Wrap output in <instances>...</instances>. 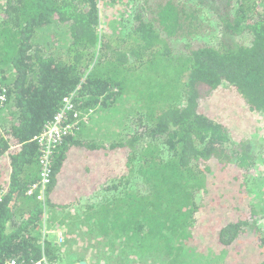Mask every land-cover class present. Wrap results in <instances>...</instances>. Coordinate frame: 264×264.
<instances>
[{"label": "trees", "instance_id": "trees-1", "mask_svg": "<svg viewBox=\"0 0 264 264\" xmlns=\"http://www.w3.org/2000/svg\"><path fill=\"white\" fill-rule=\"evenodd\" d=\"M0 75L14 108L0 129V264H264V190L235 139L264 118V0H0ZM69 96L77 117L39 200L33 139ZM115 107L120 130L86 139L91 115ZM102 185L101 204L80 203ZM77 242L94 244L77 257Z\"/></svg>", "mask_w": 264, "mask_h": 264}, {"label": "rangeland", "instance_id": "rangeland-1", "mask_svg": "<svg viewBox=\"0 0 264 264\" xmlns=\"http://www.w3.org/2000/svg\"><path fill=\"white\" fill-rule=\"evenodd\" d=\"M45 35L46 37H48L49 35H51V31L48 29ZM48 42H50L48 38L47 39L44 38L41 41H39V44L47 50L48 46L46 45V43ZM9 109L11 110L12 107H9ZM133 109H134V106L132 104H129V109L126 112H129L132 114ZM122 112L123 111L121 107H118V108L115 107L114 110H108V111H102L100 110V108L97 109V113L91 115L90 120L87 122L86 126L83 128L82 130L83 135L85 136L86 139L90 138L93 140L102 139L106 137V134L115 135L116 130H120V122H122V119L124 116V114H121ZM132 115L134 118L135 114H132ZM134 120L133 121L136 124L137 117L134 118ZM238 131L240 132L241 136L235 135V139L236 137L238 138L242 137L241 140H244L247 142L249 141V144L251 146V154L255 162V167L253 166L254 168H252V173H250V176H249L250 182L254 180L256 182L255 183L256 187L264 190V118L261 115H256L255 121L252 127L248 126L245 129H239ZM235 139H233V141ZM135 182L136 181H134V183ZM251 186L252 184L250 185V187ZM104 188H106L105 185L104 186L102 185L101 187H99L93 195H91L88 198L87 197L84 198L81 204L82 205L101 204L107 195ZM254 201L257 204L264 203V191L262 192V194L261 192H259V195L257 196V198L254 199ZM263 215L264 214H262L261 216ZM257 225H260V227L262 226L261 227L262 232L264 233V219L259 220V223L257 222ZM49 233L56 238V242L60 241L59 239L60 237L57 235V232H54V229ZM90 243L94 244L93 242H77L74 245L73 248L75 249V254H77V257H83L85 253L89 249H91L89 245ZM143 257L146 259L148 264H151V263L152 264H169L167 262H164L162 259H156L152 257L148 253H145ZM133 259L141 261L137 259L135 255L133 256ZM211 260H216V259L215 258L210 259L208 257L207 259L202 260L199 257H196V259L192 257V258H185L183 260V264H216L217 260L216 261H211ZM67 262L71 264L69 261Z\"/></svg>", "mask_w": 264, "mask_h": 264}, {"label": "built area", "instance_id": "built-area-1", "mask_svg": "<svg viewBox=\"0 0 264 264\" xmlns=\"http://www.w3.org/2000/svg\"><path fill=\"white\" fill-rule=\"evenodd\" d=\"M2 75H0L1 80ZM7 103V98L5 95V88L3 87L2 83L0 82V111L5 108ZM69 113L72 114L73 118L77 117V114L73 111L72 108V96L66 97L63 99V107L61 111L56 114L53 121L44 126L41 133L34 137V141L37 143L40 149V164H41V171H40V179L33 185L32 189L28 191V194L32 193V190H39L40 196L38 197L39 200H43V189L46 187L48 182V162L49 157L51 154V150L58 145L63 136L71 133V125L67 122V117ZM90 197V196H89ZM88 198V197H87ZM57 235L60 237V241H62V233L60 230H55ZM6 264H18L17 262L11 260L8 261ZM36 264H49L45 258L40 259L37 261Z\"/></svg>", "mask_w": 264, "mask_h": 264}, {"label": "crops", "instance_id": "crops-1", "mask_svg": "<svg viewBox=\"0 0 264 264\" xmlns=\"http://www.w3.org/2000/svg\"><path fill=\"white\" fill-rule=\"evenodd\" d=\"M10 106H11V104L5 110L0 111V129L7 127L8 122L5 119V116L8 115L10 112H14V108L13 107H12L11 110L9 109ZM83 199L84 198H82L80 200V203H82ZM48 237H49V238H47L48 240H50L52 242H56V238L53 235L49 234Z\"/></svg>", "mask_w": 264, "mask_h": 264}, {"label": "water", "instance_id": "water-1", "mask_svg": "<svg viewBox=\"0 0 264 264\" xmlns=\"http://www.w3.org/2000/svg\"><path fill=\"white\" fill-rule=\"evenodd\" d=\"M77 264H89V262H87V261H80Z\"/></svg>", "mask_w": 264, "mask_h": 264}]
</instances>
